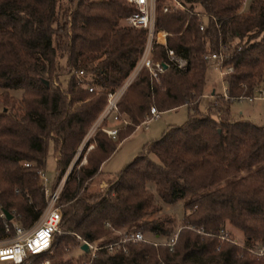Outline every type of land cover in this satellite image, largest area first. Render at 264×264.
<instances>
[{"label":"trees","instance_id":"1","mask_svg":"<svg viewBox=\"0 0 264 264\" xmlns=\"http://www.w3.org/2000/svg\"><path fill=\"white\" fill-rule=\"evenodd\" d=\"M164 1L156 0L155 29L167 32V47L186 64H169L157 80L142 68L129 82L117 100L128 122L115 138L94 131L86 164L73 167L60 189V233L33 264H80L81 257L61 256L75 234L109 242L118 238L115 229L167 237L170 216H145L179 199L183 214L171 245L126 241L112 252L96 250L88 264H264V249L255 251L256 241H264V124L229 113L234 98L264 90V0L244 6L240 0H183L185 8L162 11ZM133 10L127 0H0V210L24 225L44 204L36 169L44 166L48 144L55 180L102 109L106 91L134 65L145 32L119 22ZM209 52L222 53L231 69L223 79L226 96L215 93L202 112L203 55ZM152 58L166 61L161 44L153 45ZM72 69H82L98 90L77 86ZM151 105L159 111L186 105L189 112L146 142L103 190L88 189L87 180ZM224 222L244 243L223 230ZM5 234L0 217V237Z\"/></svg>","mask_w":264,"mask_h":264},{"label":"built area","instance_id":"2","mask_svg":"<svg viewBox=\"0 0 264 264\" xmlns=\"http://www.w3.org/2000/svg\"><path fill=\"white\" fill-rule=\"evenodd\" d=\"M127 1L133 5L134 10L122 18L123 23L134 28L143 29L145 32L144 40L139 55L127 75L123 78L118 86L112 90L106 91V98L103 108L87 131L83 139V144L98 127H100V129L105 132L108 137L115 138L118 126L124 125L128 122L125 117H122L118 114L117 100L129 82L138 74L140 69L145 68L148 71L150 80H157L158 74L161 73L169 64H173L180 69L186 64L185 58L178 55L172 48L167 47L165 40L167 32L155 29L154 14L156 0ZM247 1L248 0H240V3L242 6H244ZM186 6L187 3L183 0H165L161 5V9L162 11H167L173 8L183 9ZM206 16L207 14L200 15L198 24L199 29H203L204 24L202 20ZM154 44H161L165 48L166 61L152 58ZM203 57L207 60L208 64H213L220 76L224 75L225 72L231 69L229 65L222 64V53L220 52L205 53ZM163 64H165V66ZM74 76L77 83L85 86L88 91L93 90V85L87 82L86 75L82 69L75 70ZM254 92L258 93L257 97L264 98V90L261 86L255 87L253 93ZM221 94L224 97L226 96V86ZM240 97L251 100L255 96L251 94L239 96V98ZM159 112V110L151 105L148 112L149 116L142 120L140 125L146 126L147 121L150 118H156L159 116ZM106 119H109L112 122H117L118 124H112L108 126L101 125V123ZM137 126H139V124ZM24 165L29 166L30 162H24ZM36 173L38 176V183L42 188L44 196V204L37 217L27 226H22L14 217H12V215L11 218L7 219L2 212V209L0 210V217L3 220V227L5 232H7V234L0 237V264H17L22 261L26 262L28 258L33 257L37 253L49 250L53 244L55 233L59 231L60 208L57 200L62 187L64 175L57 181V183L54 185H49V180L43 173L42 168H37ZM17 191L18 189L14 188V192ZM114 232L118 235V238L110 242L103 241L102 238L86 240L75 234L77 239L76 248L81 254L87 255L85 259L81 260L80 264H88L90 259L95 256L96 250L103 248L109 252H112L119 249L126 241L141 240L150 242L154 245L166 242L167 244L171 245L176 237L177 230L173 232L167 238V240L164 241L148 239L144 236V234L137 230L125 231L115 229ZM219 236L220 238H223L225 236V232L221 231ZM82 242L87 244V251H84L80 248V244ZM123 250H125L124 247ZM262 251L263 250L256 252L261 253ZM48 263V259H44L41 264Z\"/></svg>","mask_w":264,"mask_h":264},{"label":"rangeland","instance_id":"3","mask_svg":"<svg viewBox=\"0 0 264 264\" xmlns=\"http://www.w3.org/2000/svg\"><path fill=\"white\" fill-rule=\"evenodd\" d=\"M119 22L121 24H124L122 18L119 20ZM71 72L72 73L74 72L73 69L71 70ZM87 77L88 75H86V78ZM60 78L62 83H64L65 77L61 76ZM223 79H224V75L220 76V74L218 73L217 69L213 66V64L207 63L206 72H205V85L202 90V96L199 98V102H198V108L202 110V112H205V108L208 102L210 101L213 102L215 100L214 94L221 93L223 91L225 84ZM76 85L80 87L83 86L82 84L77 83V81H76ZM94 90L96 91L98 90V88L94 87L92 91ZM253 95L255 97L251 100H248L243 97L240 98L238 97L231 100V102L229 103V113L232 118L247 119L256 124H264V98L257 97L258 93L256 92H254ZM188 112H189V108L186 105H179L175 108L160 111L159 116L156 118H150L147 121L146 126L140 125V123L139 126L136 125L135 129L128 136L121 139L116 145L113 152L100 164V168L102 170L97 174H95L91 179L87 180L88 189L96 190V191L103 190L107 186L108 182L115 178V174L121 169V167L125 165L127 162H129L134 155H136L138 152L142 150L143 145L146 142H148L151 139L157 138L167 125L182 123L186 119ZM97 116L95 117V119L97 118ZM148 116L149 114L147 115V117ZM95 119L89 124L84 134L82 135L81 139L77 143L75 151L68 165L65 167L62 174L55 180H54L55 160L52 154L51 145L48 144L44 166L41 168L43 169V173L49 180V185L50 184L54 185L55 183H57V181L63 175H64V179H63V183H64L69 171L73 167L77 168L80 165L86 164V158H85L86 154L94 144L92 139L94 132L88 137V139L84 144H83V139L87 131L89 130L91 124L95 121ZM112 124H118V123L112 122L109 119H106L101 123V125L104 126H108ZM143 153H145V151H143ZM148 185H150L151 189H153L152 183H148ZM182 203H183V199H179L171 204L161 203L160 205L161 208L156 212L145 216V219L157 217L163 214L170 216L173 220L171 223V225L173 226V230L171 232L172 234L177 230V226L179 225L180 219L183 214ZM19 223L22 226L28 225V224L24 225L21 222ZM223 230L226 233H228L229 236L232 237V239H234L236 242L244 243V237L237 228L229 225L227 222H224ZM59 233H60V229L55 233L54 239H56ZM144 236L147 237L148 239L164 241L167 240V238L170 235L167 237L156 236L146 232L144 233ZM76 243H77V239L76 242H74L73 244L67 243L63 245L62 254H61L62 258L81 257L80 258V262H81L82 259H85L87 257V255L81 254L79 252V250L76 248ZM255 245H256L255 251L257 252H260L261 250L264 249L263 248L264 241H260V242L256 241ZM43 260L39 261L37 264H41ZM33 261H34L33 257H30L27 259L25 264H33Z\"/></svg>","mask_w":264,"mask_h":264},{"label":"water","instance_id":"4","mask_svg":"<svg viewBox=\"0 0 264 264\" xmlns=\"http://www.w3.org/2000/svg\"><path fill=\"white\" fill-rule=\"evenodd\" d=\"M163 65L165 66V64H163ZM44 82L47 83L46 80H44ZM2 212H3V214L5 215V217H6L7 219L11 218V213H10V212H8V211H6V210H4V209H2ZM80 248L83 249L84 251H87V250H88L87 244H86L85 242H82V243L80 244Z\"/></svg>","mask_w":264,"mask_h":264},{"label":"crops","instance_id":"5","mask_svg":"<svg viewBox=\"0 0 264 264\" xmlns=\"http://www.w3.org/2000/svg\"><path fill=\"white\" fill-rule=\"evenodd\" d=\"M224 88H225V84H224ZM100 170H102V169L100 168Z\"/></svg>","mask_w":264,"mask_h":264}]
</instances>
